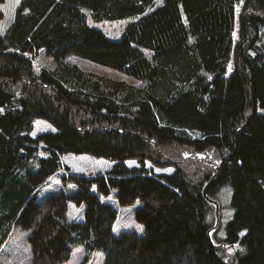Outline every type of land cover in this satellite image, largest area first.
Instances as JSON below:
<instances>
[{
	"label": "trees",
	"instance_id": "obj_1",
	"mask_svg": "<svg viewBox=\"0 0 264 264\" xmlns=\"http://www.w3.org/2000/svg\"><path fill=\"white\" fill-rule=\"evenodd\" d=\"M154 2L0 0V250L21 226L35 229L32 264H63L77 246L106 264H264V0H165L146 13ZM81 7L96 21L139 18L113 40ZM37 118L56 131L34 137ZM67 153L117 164L62 174L39 200ZM147 160L176 170L156 174ZM113 190L122 206L141 203L144 235L114 234L119 211L102 200ZM69 202L86 206L83 220H70Z\"/></svg>",
	"mask_w": 264,
	"mask_h": 264
},
{
	"label": "rangeland",
	"instance_id": "obj_2",
	"mask_svg": "<svg viewBox=\"0 0 264 264\" xmlns=\"http://www.w3.org/2000/svg\"><path fill=\"white\" fill-rule=\"evenodd\" d=\"M165 0H155L154 4L147 9L146 13H151L157 8L164 5ZM82 12L86 16V20L89 26L101 30L108 38L113 40H120L128 27V25L136 21L139 17H128L116 20H104L96 21L92 15V11L87 7H81ZM241 10V5L237 7V14L239 15ZM185 23L187 24L186 17L184 16ZM148 55L150 52L144 50ZM67 61L79 66L81 69L92 72L98 75H104L111 77L116 80L125 81L130 84H138L139 80L133 76H130L118 69L113 67L100 64L88 58L70 54L66 57ZM38 69L41 66H37ZM34 130L32 135L37 137L43 132H55V127L45 119L37 118L34 122ZM203 156L204 154H199ZM209 157H211L209 155ZM63 164L69 167H63L62 171L58 175H54L50 180L42 185L41 191L39 192L37 198L43 200L49 194L58 192L63 188L61 182V176L76 174L84 175L87 177H93L99 174H107L111 169L117 164L116 161H112L106 158L95 157L90 154H75L67 153L62 157ZM125 164L129 168L141 167V163L136 159H128ZM145 167L147 169L153 170L156 174H172L175 170V166H157L153 162L147 160L145 162ZM196 166H192V171L196 170ZM68 191H76V186L74 184H69V188H65ZM117 191L113 190L110 195L103 196L102 200L106 203L115 206L119 213L117 220L114 225V234L120 236L125 232H136L139 235L145 234V226L136 219V211L141 206L139 201L133 204L122 206L116 197ZM222 205H223V216L224 221H227L231 216L232 210L230 209V193L226 191L222 194ZM85 205H76L69 202V218L71 221H81L84 219ZM35 229L25 228L21 226H16L12 229L11 234L2 246L0 250V264H32L33 253H32V237L34 235ZM238 248L237 245L228 247L227 252L235 251ZM107 255L101 250L87 251L84 246H77L72 252L71 257L63 264H106Z\"/></svg>",
	"mask_w": 264,
	"mask_h": 264
}]
</instances>
